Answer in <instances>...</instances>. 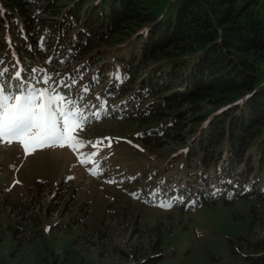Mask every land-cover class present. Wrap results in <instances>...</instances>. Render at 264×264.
<instances>
[{
	"label": "trees",
	"instance_id": "1",
	"mask_svg": "<svg viewBox=\"0 0 264 264\" xmlns=\"http://www.w3.org/2000/svg\"><path fill=\"white\" fill-rule=\"evenodd\" d=\"M161 8L149 0H0V70L9 69V81L21 70L37 88L47 75L66 99L82 97L95 134L107 119L134 122L158 160L143 170L156 178L145 193L151 203L171 199L182 214L264 203V0ZM62 183L54 195L68 191ZM162 245L159 233L149 253L136 245L132 264L159 263ZM229 248L241 264H264V238L247 232L229 238Z\"/></svg>",
	"mask_w": 264,
	"mask_h": 264
},
{
	"label": "rangeland",
	"instance_id": "2",
	"mask_svg": "<svg viewBox=\"0 0 264 264\" xmlns=\"http://www.w3.org/2000/svg\"><path fill=\"white\" fill-rule=\"evenodd\" d=\"M174 1L149 4L164 11ZM97 128L99 134L87 125L75 131L85 145L77 150L55 147L26 154L18 142L0 144V264H132L136 245L149 253L156 233L166 253L157 264H241L229 238L247 232L264 238V203L239 199L185 214L152 206L145 193L156 178L148 180L143 170L150 171L158 160L140 145L139 127L107 119ZM97 141H102L98 147ZM88 153L95 155L82 164ZM97 153H105L110 163L96 164ZM63 178L68 191L54 195ZM186 244L189 248L181 251Z\"/></svg>",
	"mask_w": 264,
	"mask_h": 264
},
{
	"label": "snow or ice",
	"instance_id": "3",
	"mask_svg": "<svg viewBox=\"0 0 264 264\" xmlns=\"http://www.w3.org/2000/svg\"><path fill=\"white\" fill-rule=\"evenodd\" d=\"M8 71L7 68L0 70V144L18 142L26 154L55 147L73 150L83 148L84 142L74 134L90 122V117L85 115L86 109L78 106L82 104L83 98L66 99L59 94L57 82L50 83L51 77L47 75L39 78L46 87L37 88L23 78L21 70L16 71L12 81H9L6 78ZM37 72V69H31L29 78L37 79ZM71 86L64 85L67 88ZM88 91L85 87L84 92ZM91 115L99 118L97 113ZM101 143L97 141L96 146ZM94 155L80 162L87 164ZM92 174L97 175L98 171L94 169ZM160 206L172 207L171 199L162 201Z\"/></svg>",
	"mask_w": 264,
	"mask_h": 264
}]
</instances>
